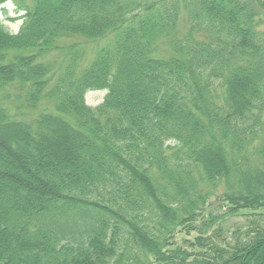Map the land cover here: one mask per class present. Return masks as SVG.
I'll use <instances>...</instances> for the list:
<instances>
[{
    "label": "trees",
    "instance_id": "16d2710c",
    "mask_svg": "<svg viewBox=\"0 0 264 264\" xmlns=\"http://www.w3.org/2000/svg\"><path fill=\"white\" fill-rule=\"evenodd\" d=\"M8 2L0 264H264V0Z\"/></svg>",
    "mask_w": 264,
    "mask_h": 264
},
{
    "label": "rangeland",
    "instance_id": "374dc122",
    "mask_svg": "<svg viewBox=\"0 0 264 264\" xmlns=\"http://www.w3.org/2000/svg\"><path fill=\"white\" fill-rule=\"evenodd\" d=\"M21 13H17L10 2L0 6V20L4 23V26L12 34H16L22 24L21 19H15L21 16ZM13 19V20H12ZM69 43V42H67ZM106 92L104 91H91L86 94V102L89 106L96 107L102 103Z\"/></svg>",
    "mask_w": 264,
    "mask_h": 264
}]
</instances>
